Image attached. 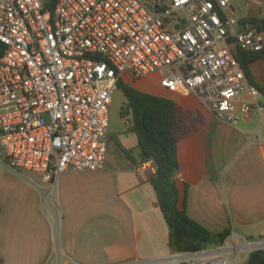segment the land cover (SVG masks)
Instances as JSON below:
<instances>
[{"label":"built area","instance_id":"obj_1","mask_svg":"<svg viewBox=\"0 0 264 264\" xmlns=\"http://www.w3.org/2000/svg\"><path fill=\"white\" fill-rule=\"evenodd\" d=\"M242 19L234 0H0L5 163L53 185L65 172L104 169L111 107L125 72L158 75L163 88L196 97L231 126L263 114L260 91L231 46L263 52L264 33L240 31ZM155 168L153 160L141 166ZM257 250L264 240L231 231L220 245L115 264H245ZM45 264L64 262L52 254Z\"/></svg>","mask_w":264,"mask_h":264},{"label":"crops","instance_id":"obj_2","mask_svg":"<svg viewBox=\"0 0 264 264\" xmlns=\"http://www.w3.org/2000/svg\"><path fill=\"white\" fill-rule=\"evenodd\" d=\"M243 4L237 13L243 16L241 23L264 19V0ZM249 67L264 88V58ZM122 80L206 118L199 132L178 144L181 177L176 179L187 214L213 232L228 229L245 236L264 224V112L242 116L231 126L196 97L163 88L158 75L137 79L125 72ZM118 92L116 114L114 99L110 113V141L122 153L113 155L109 142L100 171L65 172L53 185L37 173L31 177L13 171L0 149V264H45L52 254L64 264H115L171 252L169 228L151 184L155 170L141 169L139 140L127 131L130 118L121 117L126 98ZM243 98L250 100L247 92ZM257 101L264 106L263 93Z\"/></svg>","mask_w":264,"mask_h":264},{"label":"trees","instance_id":"obj_3","mask_svg":"<svg viewBox=\"0 0 264 264\" xmlns=\"http://www.w3.org/2000/svg\"><path fill=\"white\" fill-rule=\"evenodd\" d=\"M53 5L54 1L48 4L50 7ZM247 23H254L256 28L264 31V19H253ZM235 57L250 84L264 94V88L255 82L249 67L251 62L264 58V51L238 49ZM118 89L126 98L121 117L130 118L127 131L138 137L141 160H153L155 163L151 184L169 228L171 252L197 251L222 244L231 231L213 232L191 218L185 206L180 204L176 179L180 169L178 144L205 126V116L199 110L186 109L170 99L142 92L122 79L118 82ZM245 264H264V250L252 252Z\"/></svg>","mask_w":264,"mask_h":264},{"label":"rangeland","instance_id":"obj_4","mask_svg":"<svg viewBox=\"0 0 264 264\" xmlns=\"http://www.w3.org/2000/svg\"><path fill=\"white\" fill-rule=\"evenodd\" d=\"M234 4L236 13H240L241 11H243L244 4L242 0H234ZM118 103H120L119 92L114 96V106L112 108L114 116L116 114V108ZM109 142L110 150L112 149L113 155L119 156L122 152L119 150L118 146L113 141ZM32 173L33 172H22L23 175L34 177ZM245 237L249 240H264V224L262 223V225L258 226L255 231L246 233Z\"/></svg>","mask_w":264,"mask_h":264},{"label":"water","instance_id":"obj_5","mask_svg":"<svg viewBox=\"0 0 264 264\" xmlns=\"http://www.w3.org/2000/svg\"><path fill=\"white\" fill-rule=\"evenodd\" d=\"M253 27H255V24H254V23H250V24L240 23L239 30L241 31V30H243V29H245V28H253ZM237 49H238L237 46H235V47L233 48V50H237Z\"/></svg>","mask_w":264,"mask_h":264}]
</instances>
